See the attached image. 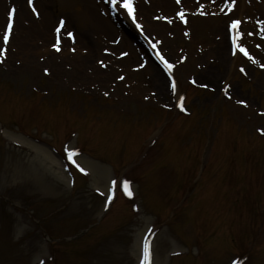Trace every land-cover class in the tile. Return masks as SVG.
<instances>
[{"label": "rangeland", "instance_id": "374dc122", "mask_svg": "<svg viewBox=\"0 0 264 264\" xmlns=\"http://www.w3.org/2000/svg\"><path fill=\"white\" fill-rule=\"evenodd\" d=\"M87 1L0 0V264H264V0Z\"/></svg>", "mask_w": 264, "mask_h": 264}, {"label": "snow or ice", "instance_id": "6c2138e0", "mask_svg": "<svg viewBox=\"0 0 264 264\" xmlns=\"http://www.w3.org/2000/svg\"><path fill=\"white\" fill-rule=\"evenodd\" d=\"M177 3H179V0H177ZM27 4L29 6V8L31 9V11L33 12V14L38 15L37 10L35 8V6L33 5V0H27ZM107 4H108V9L113 12V13H118V14H124L126 13V16L131 20V23L136 27V29L141 31V34H143L142 31V26L137 22L135 16L133 15V6L131 3V0H107ZM201 7H203V5H201ZM229 8H231V4H229ZM199 11V9H198ZM201 15H203L204 13L201 12ZM177 16H179L181 21H184L185 17H184V13L183 10L179 11L176 13ZM12 17H13V10H10L8 12V22H7V28L11 29L12 26ZM163 19H167L166 17H164ZM60 24H63V20L61 19ZM240 24V21L238 20H231V22L229 24L226 25V31L231 32V48L233 49V53L235 54V51L238 49L239 52L243 53L245 56H247L250 60H252L253 63H255L256 61L254 60L253 57L249 56V53L246 51V49L243 47L242 44L239 43V39H240V31L238 30V26ZM56 31H59V28L56 29ZM67 35L69 37L72 36V33H67ZM9 37V31H4L3 32V36L2 39L4 41H7ZM146 39H148V37H146ZM160 43V41H155L154 43L149 39V44L153 49L157 48V45ZM52 47L54 49H56L57 51H59V48L57 46V44H52ZM107 51V50H106ZM3 55V50L0 49V56ZM121 55H124V53H121ZM155 58L160 61V63L163 65L164 69L166 71H170L172 69V64H170L165 58L164 56L157 50L155 52ZM47 71V70H45ZM241 71H243V68H241ZM120 79H122L123 77H119ZM227 87V86H226ZM172 88L173 91L175 90V84H172ZM227 94V93H225ZM105 95H107V93H105ZM183 96L180 97V100L183 101ZM240 104H244V101H237ZM182 107V105H179ZM66 152V156L67 159L80 171V172H85L86 170L82 167H80L79 164L76 163V161L73 159L74 156L77 155V151L75 149H65ZM112 184L115 185L116 181H112ZM124 194L126 196L131 197L132 196V192L129 189V181L128 180H123L120 185H119ZM109 195H108V200L112 199V195H111V189H109ZM107 206V204L105 205ZM133 208L135 209V205H133ZM149 256H150V252H149V244L148 241L145 240L143 242V257L141 260V264H149ZM233 264H239V261H233Z\"/></svg>", "mask_w": 264, "mask_h": 264}, {"label": "bare ground", "instance_id": "6f19581e", "mask_svg": "<svg viewBox=\"0 0 264 264\" xmlns=\"http://www.w3.org/2000/svg\"><path fill=\"white\" fill-rule=\"evenodd\" d=\"M85 1L88 2L87 0H85ZM81 34H84V33H81ZM83 37H84V36H83ZM150 69H152L150 73L152 74L153 77H155L154 80H156V79L158 80V77H157L158 75H157V73L153 70L154 68H150ZM49 156H50V155H49ZM50 157H51V156H50ZM52 158H53V157H52ZM54 160L57 161L58 159H54Z\"/></svg>", "mask_w": 264, "mask_h": 264}]
</instances>
